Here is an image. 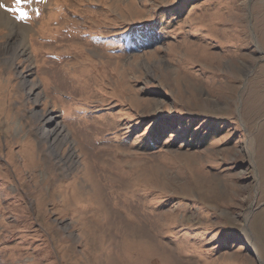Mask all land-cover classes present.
<instances>
[{"label":"rangeland","instance_id":"1","mask_svg":"<svg viewBox=\"0 0 264 264\" xmlns=\"http://www.w3.org/2000/svg\"><path fill=\"white\" fill-rule=\"evenodd\" d=\"M0 5V264H264V0Z\"/></svg>","mask_w":264,"mask_h":264},{"label":"bare ground","instance_id":"2","mask_svg":"<svg viewBox=\"0 0 264 264\" xmlns=\"http://www.w3.org/2000/svg\"><path fill=\"white\" fill-rule=\"evenodd\" d=\"M0 26H4L8 28V30H10V33L7 35V42L0 46V56H4L5 59L11 62L12 60H16L19 57H24L26 53L25 42L23 38V36H25L24 31L22 29L20 31H16V25L13 24V21L1 9ZM20 75H22V85L27 87V94H33V100H35V102H38L41 98V94L35 92L36 84L28 80L26 75ZM33 115L35 116V119L39 122L40 129L42 127H49L45 131L40 130L41 137L44 141L48 140L49 152L52 154H57V151L60 146L66 142L68 135L64 134L63 127L55 121L56 116L51 111H43L41 113L34 112ZM72 155L73 152L69 150V153L66 155L65 161L71 160ZM250 248L253 252L255 251L253 247L250 246Z\"/></svg>","mask_w":264,"mask_h":264},{"label":"trees","instance_id":"3","mask_svg":"<svg viewBox=\"0 0 264 264\" xmlns=\"http://www.w3.org/2000/svg\"><path fill=\"white\" fill-rule=\"evenodd\" d=\"M182 11H184L183 9H177L176 10V13L175 14H179V13H182ZM159 22V21H158ZM157 22V23H158ZM161 133L159 132L158 134H156L155 136H153V138H149L147 141H150L149 143L150 144H153L156 140L154 139V137H157V136H159Z\"/></svg>","mask_w":264,"mask_h":264},{"label":"snow or ice","instance_id":"4","mask_svg":"<svg viewBox=\"0 0 264 264\" xmlns=\"http://www.w3.org/2000/svg\"><path fill=\"white\" fill-rule=\"evenodd\" d=\"M22 2V0H16V3L17 4H19V3H21ZM0 7H3V5H0ZM19 15H20V18H26V16H27V14L25 13V12H23V11H21L20 13H19Z\"/></svg>","mask_w":264,"mask_h":264}]
</instances>
